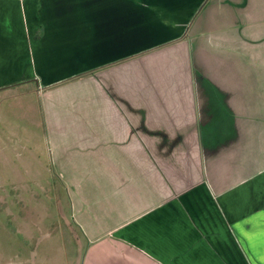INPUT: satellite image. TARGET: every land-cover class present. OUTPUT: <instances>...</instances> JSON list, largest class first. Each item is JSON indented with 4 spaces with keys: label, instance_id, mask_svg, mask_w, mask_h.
I'll return each mask as SVG.
<instances>
[{
    "label": "crops",
    "instance_id": "obj_1",
    "mask_svg": "<svg viewBox=\"0 0 264 264\" xmlns=\"http://www.w3.org/2000/svg\"><path fill=\"white\" fill-rule=\"evenodd\" d=\"M250 2L0 0V95L77 151L79 264H264V62L228 56Z\"/></svg>",
    "mask_w": 264,
    "mask_h": 264
},
{
    "label": "rangeland",
    "instance_id": "obj_2",
    "mask_svg": "<svg viewBox=\"0 0 264 264\" xmlns=\"http://www.w3.org/2000/svg\"><path fill=\"white\" fill-rule=\"evenodd\" d=\"M247 13L245 45L228 53L236 64L264 62V0ZM42 100L35 91L0 95V264H79L85 250L69 205L77 192L61 172L77 151L48 145Z\"/></svg>",
    "mask_w": 264,
    "mask_h": 264
},
{
    "label": "trees",
    "instance_id": "obj_3",
    "mask_svg": "<svg viewBox=\"0 0 264 264\" xmlns=\"http://www.w3.org/2000/svg\"><path fill=\"white\" fill-rule=\"evenodd\" d=\"M208 86V85H207ZM209 87V86H208ZM215 91V90H214ZM218 105L221 107V108H224V104H222V101H220V103H218Z\"/></svg>",
    "mask_w": 264,
    "mask_h": 264
}]
</instances>
